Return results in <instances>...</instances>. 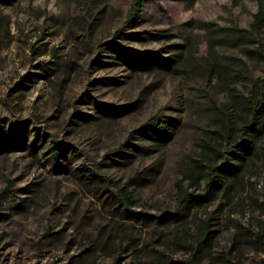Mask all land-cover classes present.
<instances>
[{
  "label": "rangeland",
  "instance_id": "rangeland-1",
  "mask_svg": "<svg viewBox=\"0 0 264 264\" xmlns=\"http://www.w3.org/2000/svg\"><path fill=\"white\" fill-rule=\"evenodd\" d=\"M133 2L0 0V264H264L259 0Z\"/></svg>",
  "mask_w": 264,
  "mask_h": 264
},
{
  "label": "trees",
  "instance_id": "trees-1",
  "mask_svg": "<svg viewBox=\"0 0 264 264\" xmlns=\"http://www.w3.org/2000/svg\"><path fill=\"white\" fill-rule=\"evenodd\" d=\"M144 1L145 0H134L128 13V20H133L134 15H138L143 11ZM263 23H264V0H259V10L256 13L255 20L251 25V32H256L260 30ZM236 29H238V27ZM249 34L250 32L243 31V33H241V36L248 37L247 35ZM135 55L138 56L139 54H135ZM154 61L155 62H151V64L146 63L144 60H141L138 63L139 66H141L142 68L153 66L158 62L161 63V61L156 57ZM246 101H247L246 106L243 108L244 109L246 108L247 111L249 112L248 117L250 118L249 120L251 121L250 125L261 126V132H262V129H264V91L263 92L262 90L257 91V89L253 90ZM230 119L231 118L229 117V120ZM229 134L231 135V131ZM235 169H238V167H235ZM216 173H217L216 166H214V164L210 165L207 174L208 182L206 185V190L203 194L204 197H208L210 195L211 189L215 183ZM176 187L178 190L177 199H178L179 209L188 207L193 199V194L189 192L188 189L185 188L183 181H179L176 184ZM118 195H119V199L121 200L120 203H122L125 209L130 212L131 209L135 206V201L131 193L126 188H122L120 189ZM260 238H262V236H260Z\"/></svg>",
  "mask_w": 264,
  "mask_h": 264
}]
</instances>
